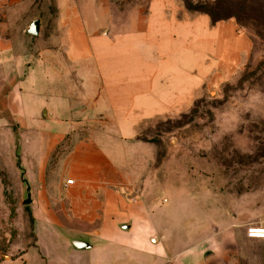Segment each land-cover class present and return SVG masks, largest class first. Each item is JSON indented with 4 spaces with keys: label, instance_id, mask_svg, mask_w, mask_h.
Wrapping results in <instances>:
<instances>
[{
    "label": "crops",
    "instance_id": "obj_1",
    "mask_svg": "<svg viewBox=\"0 0 264 264\" xmlns=\"http://www.w3.org/2000/svg\"><path fill=\"white\" fill-rule=\"evenodd\" d=\"M166 2L130 22L114 0L45 1L42 34L48 18L58 44L35 49L31 2L0 0V137L15 138L16 158L19 145L35 222L31 243L7 241L8 256L0 241V264H264L246 219L222 211L186 227L169 199L157 203L155 170L147 181L154 149L139 126L192 100L205 58L225 64L227 33L243 55L233 22L172 21L157 15Z\"/></svg>",
    "mask_w": 264,
    "mask_h": 264
},
{
    "label": "rangeland",
    "instance_id": "obj_2",
    "mask_svg": "<svg viewBox=\"0 0 264 264\" xmlns=\"http://www.w3.org/2000/svg\"><path fill=\"white\" fill-rule=\"evenodd\" d=\"M29 1L32 5L30 15L41 16L43 3L48 0ZM114 1L120 9L128 12L130 22L137 18L138 11L145 22L151 15L149 6L152 0ZM165 1L169 3L166 2V7L163 6L157 15L161 13L172 18V21L175 19L182 23L196 20L201 15L209 17L204 13L189 11L187 3H193L202 11H212L217 17L226 19L213 24L209 17L211 28L218 23L233 22L237 34L243 39V55H239V58L235 56L234 51L239 44L236 39L230 40L233 35L227 33L226 39L230 45L227 46L228 42L225 46L219 45V55L225 64L205 58V63H209L205 65L203 73L194 71L200 83H196L192 100L179 111L145 121L139 126L138 138L154 149L151 158L155 160L153 167H147V181H152L155 170L161 184L157 203L163 206L169 199V207L172 205L174 208L173 218L178 222L186 221V227L197 225L205 214L222 211L232 220L240 217L246 219L249 225L262 224L264 0ZM45 25L46 32L42 34L41 28V35L34 38L30 47L41 49L57 46L58 43L52 39L56 35V26L48 18ZM15 145V138L0 137V181L3 189L0 241L6 245L1 248L4 256H8L9 240L31 243V227H35L31 208L25 211L26 207L21 205L23 188ZM171 193L179 195L175 197L177 200ZM201 204L203 208H200Z\"/></svg>",
    "mask_w": 264,
    "mask_h": 264
},
{
    "label": "water",
    "instance_id": "obj_3",
    "mask_svg": "<svg viewBox=\"0 0 264 264\" xmlns=\"http://www.w3.org/2000/svg\"><path fill=\"white\" fill-rule=\"evenodd\" d=\"M41 22H42V19L40 17L35 18L32 21L27 31L28 34L34 37H38L41 33ZM16 150H17L18 171H19V176H20V182L23 188V197H22L21 205L23 207H30L34 204L32 188H31L28 176H27V170L25 167H23L22 162H21V154H20L19 145L16 146ZM74 245L79 249H83L87 247L86 244L81 243V242H76Z\"/></svg>",
    "mask_w": 264,
    "mask_h": 264
},
{
    "label": "built area",
    "instance_id": "obj_4",
    "mask_svg": "<svg viewBox=\"0 0 264 264\" xmlns=\"http://www.w3.org/2000/svg\"><path fill=\"white\" fill-rule=\"evenodd\" d=\"M74 181H68L67 185L72 186ZM247 237L249 239H262L264 240V223L251 224L247 226Z\"/></svg>",
    "mask_w": 264,
    "mask_h": 264
},
{
    "label": "trees",
    "instance_id": "obj_5",
    "mask_svg": "<svg viewBox=\"0 0 264 264\" xmlns=\"http://www.w3.org/2000/svg\"><path fill=\"white\" fill-rule=\"evenodd\" d=\"M187 8L189 9V11L196 12V13H204L205 15H208L211 18L213 24H216L217 22L225 21L226 20L223 17H217L215 15V13L212 12V11H202L201 8H197L193 3H187ZM231 18L232 17H230L229 19H231ZM237 20H238V18H237ZM26 210L29 211L30 208L29 207H26L25 208V211Z\"/></svg>",
    "mask_w": 264,
    "mask_h": 264
}]
</instances>
